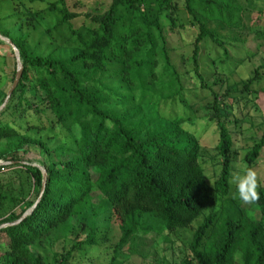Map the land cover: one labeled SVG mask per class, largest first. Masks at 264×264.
Wrapping results in <instances>:
<instances>
[{
  "label": "trees",
  "instance_id": "trees-1",
  "mask_svg": "<svg viewBox=\"0 0 264 264\" xmlns=\"http://www.w3.org/2000/svg\"><path fill=\"white\" fill-rule=\"evenodd\" d=\"M12 1V11L0 16V34L19 50L23 71L0 111V160L9 162L0 166V225L35 207L19 223L0 229V264H69L74 250L106 242L112 222L119 229L113 260L118 264L119 253L139 235L191 228L215 196L219 210L204 216L179 264H264V189H258L261 198L253 205L233 199L236 152L228 126L242 120L234 116V105L251 104L260 111L264 64L220 94L207 84L199 62L206 41L222 49V61L228 59L219 30L243 31L248 8L239 0H111L104 13L92 14L70 11L67 0ZM41 17L56 21L47 31V52L36 53L21 31ZM12 19L18 24L14 35L2 27ZM76 21L89 25L75 28ZM187 27L196 34L190 43L191 68L181 73L173 61L177 49L168 38ZM64 30L68 36L58 37ZM74 46L69 56L60 51ZM191 73L208 90L196 108L181 95L183 78ZM15 74L16 61L11 84ZM106 75L117 78L126 94L107 84ZM217 83L224 85L220 79ZM111 98L119 104L113 106ZM177 101L193 117L160 114L162 103ZM31 116L37 123L28 121ZM195 117L216 128L219 173L212 185L201 163ZM33 130L47 132L37 137ZM62 130L64 142L51 145L45 136ZM253 139L244 155L251 169L264 155V129ZM32 151L47 172L42 194V171L26 159ZM70 239L77 241L71 249L52 250Z\"/></svg>",
  "mask_w": 264,
  "mask_h": 264
},
{
  "label": "rangeland",
  "instance_id": "rangeland-1",
  "mask_svg": "<svg viewBox=\"0 0 264 264\" xmlns=\"http://www.w3.org/2000/svg\"><path fill=\"white\" fill-rule=\"evenodd\" d=\"M12 0H0V16L6 15L12 11ZM51 1V0H46ZM243 6L248 10L243 15V23L245 29L243 31H234L230 29H220V33L225 40V48L228 51V59L224 60L222 49L212 44L210 41L201 44L199 62L200 70L205 76L207 84L218 93L222 94L224 88L237 84L243 79L251 75L252 70L264 64V10L262 0H239ZM70 11L74 12H90L92 14H102L110 6L111 0H67ZM45 3V2H44ZM44 3H38L36 6L43 7ZM15 20H5L2 22V27L11 30L12 35L17 31L18 24ZM53 17H41L28 25H24L21 34L26 35L27 43L32 47L34 52L39 53L46 51V37L48 30H51L55 23ZM23 24L28 23L22 20ZM88 22L76 21L74 27L79 28L81 24ZM33 25V26H32ZM213 27L214 24H211ZM251 29L260 31L253 32ZM86 31V30H85ZM55 35L57 32L54 33ZM196 30L187 27L186 30L180 31V34H170L168 44L170 47L177 49L173 54V61L177 64L179 71L185 73L191 68L189 60L190 43L194 39ZM67 31L64 30L58 37L66 38ZM41 43V46H38ZM57 46V45H55ZM61 53L64 56H69L76 51V46L69 48H61ZM47 52V51H46ZM15 68V56L11 47L5 42H0V97H3L4 90L11 86V75ZM189 71V70H188ZM193 73L189 77L183 78L186 91L181 95L188 103V106L200 107L208 97V90L201 89L195 82L196 78ZM107 84L114 86L121 93L126 94L128 91L121 85L120 81L113 77V75L102 78ZM217 79L223 81L224 85L221 87L220 83H216ZM154 96L152 102L157 100L159 93V86L154 88ZM114 96L113 94H109ZM112 105H118L113 98H111ZM260 111L255 109L251 104L246 107L243 103L234 105L233 113L238 119H242L238 126L229 124V128L233 135L234 150L236 152V159L232 162V177L231 187L234 190V177L241 173L246 167L244 155L253 143V137L259 138L261 136L264 126L262 125L263 111H264V97L261 96L258 100ZM148 109V108H147ZM160 114L165 118L185 119L193 117V112L187 106H183L178 101L173 103H162L159 108ZM243 117V118H242ZM197 118V117H195ZM30 122L37 123L33 116L28 118ZM193 128L200 142L203 146L201 150V163L204 167L205 177L207 182L212 185L216 176L219 173V163L214 149L217 142L216 128L212 124H208L206 120L197 118L194 121ZM59 130V129H57ZM34 136H43L47 130L30 131ZM65 131H56L53 137H47L49 143L52 145L64 142ZM56 135V136H55ZM27 161H30L33 166H40L39 156L35 152H31L26 156ZM3 162L0 160V163ZM26 163V161H24ZM257 173L258 189H264V155L258 162L257 167L253 168ZM220 208V199L214 197L212 199L209 209L204 214L196 219L193 226L188 229L176 230L168 233L164 229L154 230L146 235H139L136 240L131 241L123 248L124 253H119L118 264H179L184 257L188 255V245L191 242L195 229L203 221L205 215L211 211L216 212ZM107 241L92 246H83L78 250H74L72 260L69 264H114V247L119 240V229L117 225L112 222L110 230L107 232ZM77 241L71 239L67 242H59L52 247L53 251H67L75 246ZM136 246V247H135ZM135 247L133 254L127 251ZM134 248V249H135ZM64 253V252H63Z\"/></svg>",
  "mask_w": 264,
  "mask_h": 264
},
{
  "label": "clouds",
  "instance_id": "clouds-1",
  "mask_svg": "<svg viewBox=\"0 0 264 264\" xmlns=\"http://www.w3.org/2000/svg\"><path fill=\"white\" fill-rule=\"evenodd\" d=\"M232 197L247 205H253L260 200L257 173L254 170L245 167L240 174L234 177Z\"/></svg>",
  "mask_w": 264,
  "mask_h": 264
},
{
  "label": "water",
  "instance_id": "water-1",
  "mask_svg": "<svg viewBox=\"0 0 264 264\" xmlns=\"http://www.w3.org/2000/svg\"><path fill=\"white\" fill-rule=\"evenodd\" d=\"M0 41L5 42L6 44H8L11 47V49L14 52L15 61H16L15 78H14L13 83L11 84V86H10L8 92H7V95H6L4 103L0 106V111H1V109L5 106L6 102L10 98L12 92L14 91V89L17 87V85L19 83V80L21 78L22 71H23V65H22V62H21V59H20L19 50L14 45V43L9 38L4 37L1 34H0ZM7 164H9V162H1L0 166L1 165H7ZM38 167L42 171V174H43V184H42V189H41V194H42L44 186H45V182H46L47 172H46V170L43 167H40V166H38ZM34 207H35V205L33 207H31L29 210H27L19 220L15 221V222H12V223H5V224L0 225V229L4 228V227H7V226H10V225H14V224L19 223L23 218H25L28 214L31 213V211L33 210Z\"/></svg>",
  "mask_w": 264,
  "mask_h": 264
}]
</instances>
